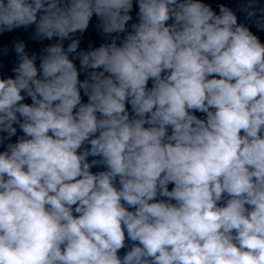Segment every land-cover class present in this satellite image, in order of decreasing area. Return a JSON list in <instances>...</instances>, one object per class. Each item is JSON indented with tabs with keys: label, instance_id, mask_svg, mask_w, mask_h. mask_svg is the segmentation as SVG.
Masks as SVG:
<instances>
[{
	"label": "clouds",
	"instance_id": "1",
	"mask_svg": "<svg viewBox=\"0 0 264 264\" xmlns=\"http://www.w3.org/2000/svg\"><path fill=\"white\" fill-rule=\"evenodd\" d=\"M218 7L0 0V34L58 38L0 77V264H264V44Z\"/></svg>",
	"mask_w": 264,
	"mask_h": 264
}]
</instances>
